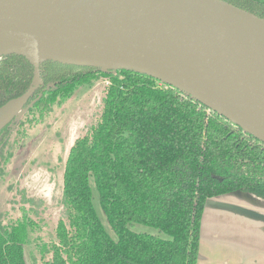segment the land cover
I'll return each instance as SVG.
<instances>
[{"label": "trees", "instance_id": "16d2710c", "mask_svg": "<svg viewBox=\"0 0 264 264\" xmlns=\"http://www.w3.org/2000/svg\"><path fill=\"white\" fill-rule=\"evenodd\" d=\"M264 19V0H224ZM42 87L26 104L50 109L105 78L101 121L75 141L65 166L67 221L44 264H198L208 200L234 192L264 202V143L185 93L131 71L103 72L44 60ZM21 55L0 59V113L33 86ZM25 108V109H26ZM15 120L0 131V153ZM92 183L116 235L102 223ZM136 225L157 231L138 233ZM28 224H0V264H27Z\"/></svg>", "mask_w": 264, "mask_h": 264}, {"label": "water", "instance_id": "95a60500", "mask_svg": "<svg viewBox=\"0 0 264 264\" xmlns=\"http://www.w3.org/2000/svg\"><path fill=\"white\" fill-rule=\"evenodd\" d=\"M14 54L35 78L0 113V131L43 84L47 60L153 78L264 143V19L224 0H0V59Z\"/></svg>", "mask_w": 264, "mask_h": 264}, {"label": "rangeland", "instance_id": "374dc122", "mask_svg": "<svg viewBox=\"0 0 264 264\" xmlns=\"http://www.w3.org/2000/svg\"><path fill=\"white\" fill-rule=\"evenodd\" d=\"M109 85L105 78L96 80L68 98L58 99L50 109L36 108L31 103L15 119L16 127L0 153V224H28L24 246L27 264H44L52 258L43 247L57 242L58 223L67 221L63 202L66 162L75 141L101 121ZM158 86L164 84L158 82ZM92 187L94 207L108 233L116 239L102 209L99 191L94 183ZM133 230L151 233L154 229L136 225Z\"/></svg>", "mask_w": 264, "mask_h": 264}, {"label": "crops", "instance_id": "0c3cea01", "mask_svg": "<svg viewBox=\"0 0 264 264\" xmlns=\"http://www.w3.org/2000/svg\"><path fill=\"white\" fill-rule=\"evenodd\" d=\"M198 264H264V202L241 192L210 199Z\"/></svg>", "mask_w": 264, "mask_h": 264}, {"label": "bare ground", "instance_id": "6f19581e", "mask_svg": "<svg viewBox=\"0 0 264 264\" xmlns=\"http://www.w3.org/2000/svg\"><path fill=\"white\" fill-rule=\"evenodd\" d=\"M2 119H3V117L0 118V122H1Z\"/></svg>", "mask_w": 264, "mask_h": 264}]
</instances>
